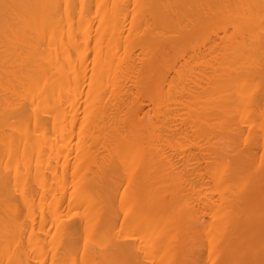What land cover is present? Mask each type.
<instances>
[{
    "label": "bare ground",
    "instance_id": "6f19581e",
    "mask_svg": "<svg viewBox=\"0 0 264 264\" xmlns=\"http://www.w3.org/2000/svg\"><path fill=\"white\" fill-rule=\"evenodd\" d=\"M258 130L264 0H0V264H264Z\"/></svg>",
    "mask_w": 264,
    "mask_h": 264
},
{
    "label": "rangeland",
    "instance_id": "374dc122",
    "mask_svg": "<svg viewBox=\"0 0 264 264\" xmlns=\"http://www.w3.org/2000/svg\"><path fill=\"white\" fill-rule=\"evenodd\" d=\"M78 27V26H77ZM78 29L79 28H77V31H78ZM137 52V51H136ZM138 53V52H137ZM210 75V74H209ZM261 89H263V87H261ZM90 90H91V92H90ZM90 93H88V95L90 96L91 94L92 95H94V91H93V89H89L88 90ZM93 91V92H92ZM261 92V91H260ZM85 95H86V93H85ZM246 100H244V103H241V105L243 104H245L246 102H245ZM243 105H242V107H243ZM244 106H247V107H244V110H247V108H248V105H244ZM260 106H262V105H260ZM246 108V109H245ZM257 108V107H256ZM148 109V108H147ZM243 109V108H242ZM242 109L240 110L241 112H242ZM259 109H262L263 110V108L261 107V108H259ZM258 109V110H259ZM145 111H149V110H145ZM240 112V113H241ZM151 114H152V111L150 112ZM240 113H238L239 115L237 116V115H235V116H233V115H231V116H229V118H230V121H231V124L232 123H236L237 125L236 126H238V125H243V123H241L240 122V124H238L239 123V120H237L236 119V117L238 118L239 116H240ZM243 113V112H242ZM234 117V118H233ZM243 117V116H242ZM238 119H240V117L238 118ZM260 119V118H259ZM224 120H229L228 118H226V119H224ZM241 120V119H240ZM242 120H247V119H242ZM235 121V122H234ZM260 121V120H259ZM246 122V121H245ZM244 122V123H245ZM256 122V121H255ZM261 122V121H260ZM256 123H259L258 122V120H257V122ZM241 125V126H242ZM244 126H246V123L244 124ZM259 132H257V136H258V138H257V136H256V138H255V140H257L258 141V143L260 144V142L262 143L263 141H262V137L264 136V134L262 135V133H263V131H260V130H258ZM236 133H237V130L235 131ZM260 133V134H259ZM225 134V133H224ZM223 134V135H224ZM217 135V134H216ZM225 135H227V134H225ZM260 135H261V138H259L260 137ZM199 136V135H198ZM221 136V135H220ZM219 135H218V138L220 137ZM213 137H215V136H213ZM211 138L210 139V142H214V140L216 139V138ZM217 137V136H216ZM221 137H223V136H221ZM219 138V139H222V138ZM225 137V139L223 138V140L224 141H228L227 140V137L226 136H224ZM238 137V136H237ZM198 138V137H197ZM216 139L215 141H217V140H219V139ZM193 140H195L194 139V137L192 138ZM235 139V138H234ZM181 140V139H180ZM199 140H200V138H199ZM237 140H238V138H237ZM198 140H196V142H197ZM204 141V143H206V140H203ZM222 141V140H221ZM260 141V142H259ZM217 142H218V145H217ZM217 142H215L216 143V145L218 146V148H220V147H222V146H228V144H229V141L228 142H221V143H219V141H217ZM237 142H239V141H237ZM203 143V142H202ZM224 144V145H223ZM241 144V143H240ZM239 144V145H240ZM243 144V143H242ZM222 145V146H221ZM225 146V147H226ZM224 150L225 148H220V150ZM227 149V151L229 150L230 151V149H228V148H226ZM194 153L195 154H197V155H199L198 154V151H194ZM259 154L258 155H260L261 153L260 152H258ZM211 161V159L208 161L209 163L207 164V165H205V163H202L201 164V167H202V171H203V173H204V177H205V182H206V184H207V186H206V190H203V193H207V198H210V199H212L216 204H218L219 203V200H218V198H219V195H218V193H224L225 194V196H226V194L228 195V196H226V197H228V199H229V197H231V193L229 192L230 191V187H231V185L230 186H225L224 185V187L226 188V190L223 188V183L222 182H218L216 179H217V177H219V174H220V171H221V169H220V171H219V169L217 168V166H216V164L215 163H213V161L212 162H210ZM213 164V165H212ZM203 165V166H202ZM204 166H206V167H208V168H206V167H204ZM215 167V168H214ZM207 169V170H206ZM211 169V170H210ZM206 170V171H205ZM205 171V172H204ZM218 171H219V173H218ZM207 172V176H206V173ZM215 173V174H214ZM209 174V175H208ZM210 175L214 178H212V177H210ZM217 176V177H216ZM209 177L211 178V179H209ZM208 179V180H207ZM214 183V184H213ZM217 183V184H216ZM224 184H226V183H224ZM212 185V186H211ZM221 186V187H220ZM214 187V188H213ZM217 188H220V189H217ZM221 188H223V189H221ZM209 192H208V191ZM223 191V192H222ZM232 191V190H231ZM217 192V193H216ZM222 195V194H221ZM230 195V196H229ZM203 200V199H202ZM205 200V199H204ZM203 200V201H204ZM229 200H231V198L229 199ZM193 201H194V199H193ZM195 203H197V201L195 202L194 201V204ZM200 206L201 207H203V204H200ZM209 218V217H208ZM207 217H205V219H204V221H207V220H209ZM202 234H203V236H204V239H203V237H202ZM205 234V235H204ZM196 235H199V240L200 241H202V245H204V248H203V252L202 253H204V255H208L209 253L207 252V251H209V248H210V243H209V240H211L210 238H209V236H206L207 234H206V230H205V232H203V233H199V234H196ZM201 235V236H200ZM209 243V244H208ZM208 253V254H207Z\"/></svg>",
    "mask_w": 264,
    "mask_h": 264
}]
</instances>
